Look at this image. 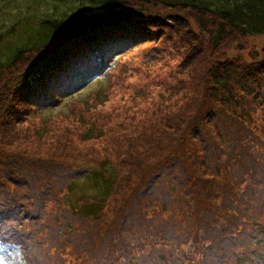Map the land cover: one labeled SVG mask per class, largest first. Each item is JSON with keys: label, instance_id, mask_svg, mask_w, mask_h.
<instances>
[{"label": "rangeland", "instance_id": "rangeland-1", "mask_svg": "<svg viewBox=\"0 0 264 264\" xmlns=\"http://www.w3.org/2000/svg\"><path fill=\"white\" fill-rule=\"evenodd\" d=\"M125 1L150 17L147 32L142 25L137 33L129 30L87 41L68 51L43 79L28 78L14 96L6 85L17 86V73L23 70L0 75V238H5L0 240V264H159L158 255L170 247H151L145 235L134 243L143 224L161 232L191 219L216 220L218 211L221 218H235L234 229L209 231L206 243L219 250L225 239L226 247H237L244 255L243 264H264V36L225 31L222 41L210 46L208 28L194 12ZM84 6L76 0H0V61L34 33L31 19L85 13ZM39 57L31 54L30 63L20 69ZM216 73H229L227 85L217 84ZM78 88L77 95L63 99ZM221 115L227 121L239 119L236 130L249 134L251 144L236 156L239 166H223L213 175L215 153L204 149V137L192 139L201 150L197 156H191L192 145L179 138L188 130L195 135V124L206 125L205 140L214 139L226 153L225 144L208 130L211 117L214 123ZM90 127L100 133L85 139ZM170 132L174 139L163 135ZM175 139L174 148L168 146ZM188 156L209 159L207 167L199 166L203 181L194 186H181L177 169L174 178L160 170L156 179L144 169L159 158L181 161ZM104 159L116 169L120 190H115L99 220L77 218L69 206L76 205L79 196L100 197V183L82 180L68 194L61 188L98 168ZM135 161L143 165L133 166ZM243 163L253 168L247 176L240 169ZM17 172L24 178L16 177L17 185L2 183L3 177ZM143 173L150 176L149 188L141 182ZM131 174V179L141 181L125 187ZM122 204L129 217L122 235L112 239L111 223L118 222ZM217 256L227 257L224 252ZM211 257L215 259L212 253Z\"/></svg>", "mask_w": 264, "mask_h": 264}, {"label": "trees", "instance_id": "trees-1", "mask_svg": "<svg viewBox=\"0 0 264 264\" xmlns=\"http://www.w3.org/2000/svg\"><path fill=\"white\" fill-rule=\"evenodd\" d=\"M80 4L85 5V13H75V15H64L63 18H41L40 20H32L34 25V33L26 39V41L20 42L19 45H16L11 49V54L9 57L3 61H0V75L8 76L9 73L18 72L20 75V80L17 82V86L6 85L12 87L11 96L20 94L22 89L26 87L25 83L28 78L32 77L35 79H43L48 72L53 71L58 65L62 62V59L65 58L66 54L70 50H74L77 46H80L87 41L96 42L98 40L106 39L109 36H114L116 34L124 33L129 30H133L134 33H137L142 25L145 26V31L147 32L150 29V17L146 14H141L139 11H135L132 8L127 6L125 0H76ZM138 5H147L152 6L153 4L161 3L166 8L175 10L179 9L181 11H192L196 15L197 21H200L203 28L210 27V30L207 29L209 33V43L211 45H218L226 33L225 31H233L244 36H264V0H132ZM11 31L13 27H10ZM149 28V29H148ZM151 34V33H148ZM198 33H193V38L199 36ZM0 32V43H2ZM126 36V38H129ZM132 38V36H131ZM136 35L133 39L135 43ZM38 54L40 57L32 61L29 66L21 68V64L30 63L27 61L31 54ZM27 69V72L24 70ZM215 79L218 81L217 84L222 86L224 81L227 85L228 81L231 79L229 73L225 75H220L216 73ZM5 85V83H4ZM81 88V87H80ZM79 88L76 90H71V92L65 96V100L68 96H75L78 93ZM6 91V90H5ZM4 91V92H5ZM101 91L96 92V99L100 101ZM68 99V98H67ZM66 99V100H67ZM222 101V99L220 100ZM57 103V102H56ZM53 102V105H56ZM224 103H227L224 99ZM50 105L51 102H49ZM46 110V109H45ZM245 115H243L244 117ZM214 117L210 119V129L216 134L213 137L221 139L225 144L226 153H223L219 149V145L216 144L214 139H207V129L208 126L195 124L194 131L195 135L191 131L184 132L182 139L186 144H191L192 148L189 149L191 156L200 155L201 150L198 148L197 144H194L195 141H192L193 138L197 137L202 140L204 149L215 153V170L214 174H218L221 167L225 166L226 169L231 167H237V155H241L243 152V147H248L251 143V136L247 133L242 134L236 130L241 121L239 119L229 118L221 115V120L214 123L211 121ZM216 118V117H215ZM241 118V115H239ZM192 124H194L192 122ZM191 126V125H189ZM188 126V127H189ZM186 127V128H188ZM193 131V130H192ZM233 133H231V132ZM100 132H94V129H90L83 135L85 139H91V137H97ZM165 138L174 139V135L168 133L169 136L163 134ZM209 137V136H208ZM190 138V139H189ZM167 140V139H165ZM178 140H173L170 145L174 148V142ZM189 140V141H188ZM192 141V143H191ZM207 143V144H206ZM182 146V144H181ZM185 146V155H187V145ZM206 150V151H207ZM175 152L176 149H174ZM216 153L222 154V156L216 155ZM243 155V154H242ZM189 157V156H188ZM222 157H225V160H222ZM201 159V157L199 156ZM166 159V158H165ZM188 159L191 160V163H188ZM187 160L182 159L181 161L177 158L171 159V161H164L162 158H159L154 166L144 167L145 170H149L151 177L156 179L155 173L158 171H169L170 175H173L176 169L179 171L181 176L177 177L181 182V186L190 184L191 186L200 183L202 180L199 166L207 167V161L209 160L206 156L203 157V160L197 158L189 157ZM208 159V160H206ZM253 162V160H252ZM230 163V164H229ZM251 163V162H250ZM248 163H243L240 169L244 172L243 174L247 176L250 172H253L252 165ZM187 164V166L185 165ZM225 164V165H223ZM232 164H235L232 166ZM241 164V163H240ZM142 164H137L133 162V166L141 167ZM180 165V170L177 168ZM195 165L193 168L192 166ZM239 166V165H238ZM197 167V170H195ZM165 168V169H164ZM1 169V165H0ZM131 172V171H130ZM2 175V171L0 172ZM20 172L16 173L14 177H3L4 182L10 181L12 183L19 182L16 180V177L23 178L20 175ZM142 174V173H141ZM206 174V172H205ZM126 184L130 182L131 184H138L141 181L142 183L147 184V187H150V176L143 173L140 181H135L131 179L132 174L126 176ZM118 175L116 169L113 168L111 162L107 159H104L100 162L98 168L89 169L87 172L83 173L80 179L72 178L66 185L62 186L61 190L65 189L66 194H68L76 183L81 182L82 180H90L92 183H100L101 196L100 197H88V196H79L78 202L76 205L69 206L71 211L80 219H92L99 220L100 215L105 212L109 207L110 199L115 195L118 188ZM24 179V178H23ZM183 179V180H182ZM237 181V179H236ZM25 184V183H24ZM6 185V184H5ZM2 184H0V187ZM123 187V191L124 188ZM7 188V187H5ZM39 188V187H38ZM9 189V188H8ZM174 189V188H172ZM1 190V189H0ZM116 190V191H115ZM127 190L133 191V187H128ZM123 191H121L123 193ZM64 194L63 196H65ZM142 198H145L142 196ZM83 200L89 201L81 202ZM237 201V200H236ZM234 201V202H236ZM81 202V204H80ZM264 204V201L263 203ZM235 211L240 213L238 207L232 206ZM232 210V209H231ZM119 216L117 223H111L114 227L112 239L122 235L124 230V224L127 221L129 215L124 204L120 206ZM228 216V215H227ZM226 218H221L220 211L215 216L216 220H210L206 222L203 220H196L193 222V219L190 222L185 223V225L174 226V228L165 226L161 232H152L149 229V226L143 224L140 228V232L132 238V241L136 243V239H139L140 235H145L148 237L147 240L151 241L152 246L159 243H163V246L170 247L166 249L163 248L162 252L158 255L157 259L159 264H243V257L241 252L238 251L237 247L228 248L225 245V239H221V247L219 250H216L211 245L206 243V238L208 236L207 232L209 231H219V230H230L234 229V217L229 216ZM224 219V220H222ZM170 229H172L170 231ZM231 232V231H230ZM153 240H150L152 239ZM136 238V239H135ZM5 238H0L3 240ZM257 238L252 239L253 241ZM144 245H148V242L142 240ZM257 241H261L258 239ZM221 252H224L227 257L223 259H218V256ZM264 252V251H263ZM211 253L215 256V259H212Z\"/></svg>", "mask_w": 264, "mask_h": 264}]
</instances>
